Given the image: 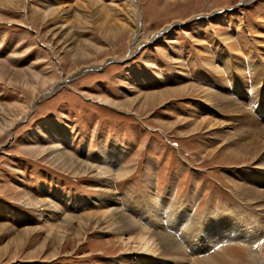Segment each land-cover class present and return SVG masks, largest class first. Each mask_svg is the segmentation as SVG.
<instances>
[{
  "label": "rangeland",
  "instance_id": "1",
  "mask_svg": "<svg viewBox=\"0 0 264 264\" xmlns=\"http://www.w3.org/2000/svg\"><path fill=\"white\" fill-rule=\"evenodd\" d=\"M128 1L0 0V264H162L135 232L167 189L202 226L174 262L264 264V0ZM217 212L260 244L200 249Z\"/></svg>",
  "mask_w": 264,
  "mask_h": 264
},
{
  "label": "bare ground",
  "instance_id": "2",
  "mask_svg": "<svg viewBox=\"0 0 264 264\" xmlns=\"http://www.w3.org/2000/svg\"><path fill=\"white\" fill-rule=\"evenodd\" d=\"M251 1L252 0H244L243 4L248 5L249 3H251ZM128 2H129L128 9H130V11H131V12L130 11H128V12H130L132 14V16H133L132 21H133L134 18L135 19L139 18L137 5H136L135 2H131V0L128 1ZM205 18H208V17H205ZM261 21H263V20H261ZM123 28L124 27H114L113 30H112V34H111V37H113V39L118 43V49L119 50L123 46L124 40L126 39V35L129 32L128 29L125 30V28L124 29ZM136 37L134 38L133 43H132V46H134V48L140 46L141 43H142V41L137 40ZM231 74H233V73H231ZM250 76H251L250 78H252V79L255 78L252 73L250 74ZM55 82H53V83H55ZM216 99H217L218 102L220 100H222V99H220L217 96H216ZM24 112L25 111H23L22 113H24ZM15 121L16 120H14L9 126H7V128H6L7 130L6 131H8L10 127L12 128V125L15 123ZM249 151H251V150H249ZM109 161H110V159H109ZM110 169H112V168H110ZM105 187H108V183H105ZM105 190H107V188ZM105 190H103V191H105ZM168 193H169V189L165 190L164 196H162L161 199H158V201L160 200L159 202L157 200H155V198H152L150 196H149L150 202H148V201L146 202L145 201L146 199H144L145 205H146V207L148 209L147 212H149V214H150L152 223H150V222L148 223V224H150L149 229H145V226L147 225V223H145L142 227H140V229H141L140 232L139 231H137V232L134 231L138 235L137 239L136 238L135 239L137 240V243H138V246H139V250L141 252L148 253L149 255H152L154 257H155V255L160 257L161 258L160 261H161L162 264H182L181 261L178 262V263L174 262V259H177V260L179 259V260L184 261V259L186 257V251H184L183 246H182L181 243L183 242L186 245H191L189 243V241L191 242V240H189V239H190V236H192L194 234L193 228H194V230H196V229H198L199 227H202V226H200L201 222H198V221H196V219H193V218L191 219L189 217V215H187V209H188L187 205L182 204V205L178 206V205H175V203H173L172 201H168L167 200V194ZM239 195L254 196V195H256V192H255L254 189L250 190V188H248V189L247 188L246 189L240 188L239 189ZM146 196L147 195H145V197ZM125 198H127V197H125ZM117 200L119 202V198H117ZM138 200L139 199H136L135 197L134 198L133 197L128 198L127 202L125 204V207L128 208L129 211H131L132 213L134 211V208H137V210L143 209V208H141L142 206L140 205L142 200H139L140 202ZM253 200H255V199H253ZM112 201H114V203H115L116 199H113ZM108 202H109V199H106L105 203L108 204ZM100 203H102V202H100ZM121 211H122V208H120V206H119V207H116L115 209H113L112 212H111L112 217L114 219H116V220L120 219L121 222L123 223L122 227L120 226L121 228L118 231H121V232L129 231V230L132 231L133 225H131L130 220H128L126 218V216L122 214ZM92 214H95V213H92ZM107 215H108V213H107ZM211 216H215L218 219L217 221L214 222V227L212 228L211 231L214 232L215 230H217L219 228H222V229L224 228V230L226 231V232L225 231L224 232L226 234L219 235V234L215 233L214 234V241H212L209 238H207V235H206L207 233L204 232L206 238L203 237V239H201V243L199 244L200 247H201L200 249L206 247L208 243H212L213 244L215 242L213 244V246L225 243L224 240L226 241V243H228L227 241L230 242V239H235V237H237L239 234H244V233H245L244 237H248L249 238V243L253 244V246L255 244H260L261 238L260 239H256L257 235L259 233L257 232V230H256V232L254 231V228H256L258 226L255 223L256 221H255L254 217L252 218L250 216L248 219H245V218L240 217V215H238L237 213H220V212H217L216 214H211ZM73 219H74V217H69L68 218V220H73ZM162 219H164V221H162ZM113 221H115V220H113ZM79 222L80 221H78V223ZM82 222H84V221H82ZM164 222L166 223V225L164 224ZM67 223H69V221H67ZM87 223H86V225H87ZM79 224H81V223H79ZM137 228L138 227L134 228L133 230H137ZM118 231H117V233H118ZM175 236H177V238H175ZM201 245H203V246H201ZM192 248L194 249L195 247H193V245H192ZM249 251H251V250H249ZM249 251H247V254L245 255L246 260L250 261L249 263L252 262V264H256V261H257L256 257H254V255H252V253L249 252ZM166 256H169L170 260H173V261L171 263H169L170 260L165 259ZM209 260L210 259H208V261ZM209 262L210 263H214V261H212V260L209 261Z\"/></svg>",
  "mask_w": 264,
  "mask_h": 264
}]
</instances>
